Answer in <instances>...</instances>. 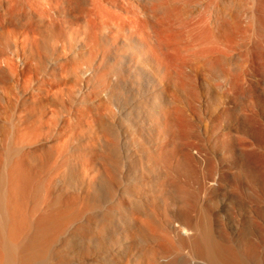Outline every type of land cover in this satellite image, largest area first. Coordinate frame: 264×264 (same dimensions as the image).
<instances>
[{"label": "bare ground", "instance_id": "bare-ground-1", "mask_svg": "<svg viewBox=\"0 0 264 264\" xmlns=\"http://www.w3.org/2000/svg\"><path fill=\"white\" fill-rule=\"evenodd\" d=\"M120 1L0 0V264H264V0L212 5L226 31L237 12L258 32L238 64L222 55L204 164L177 154L188 124L174 97L181 59L169 63L152 24L167 0ZM198 1L207 13L211 1ZM148 66L168 88L146 80ZM78 73L91 105L63 95Z\"/></svg>", "mask_w": 264, "mask_h": 264}, {"label": "rangeland", "instance_id": "rangeland-1", "mask_svg": "<svg viewBox=\"0 0 264 264\" xmlns=\"http://www.w3.org/2000/svg\"><path fill=\"white\" fill-rule=\"evenodd\" d=\"M172 1V2H171ZM167 0V4L165 5L166 7H164V11H160L159 13H157L156 14V17L157 18H155V20L153 19V21L151 20V22H153L152 24L154 25V26H156L155 28H158V30L159 29H161V32L160 33H166V34H162V36H164V38L165 39H163L164 41H166V44H167V42H168V46H170L171 47V50H170V47H168L169 48V50H170V52L171 53H169L168 54V56L167 57H169V58H171V60L170 59H168V61H169V63L172 61L173 62V58H174V60H175V57H173V55L175 54L176 55V59H181L179 62V64H177L178 66H183V64L181 63L182 61H184L185 62V60H186V64H188V65H186V64H184V66L182 67V68H180V67H178V68H176V69H179L178 71H176V73L178 72V73H180V74H178V76H177V74H176V78H178L179 76H180V78H178V79H176L177 81L176 82H178V84H177V88L175 89V91H174V93H176V94H174V97H175V99H176V102H177V104L179 105L180 104V107L182 108V109H184L183 111H184V115L183 116H186V117H184V119H185V123H184V125L185 124H187L186 126H183L184 128H182V131L180 130V131H178V133H177V135H178V137H177V140H176V142H175V144H176V146H177V150H179V152H177V154H178V158H179V161H183V160H186L187 158L186 157H189V158H193V160H195L196 162H198V163H202V164H204V162H205V157H206V151H207V137H206V125H207V119H206V112H207V108H206V106L208 105V100H209V98H210V96H216V97H221L222 95H224L225 94V92H223V90H218V88H216V86H219V85H221V84H223L224 83V81L222 80L223 78H224V76H222L223 75V70H222V65H223V62H224V60L223 59H225V57H228V55H229V57L231 58V61H233L232 62V64L234 65H236V64H238L239 62L238 61H240L239 59H241L242 57H243V54L242 53H244L245 55H247L248 53H245V51L247 52L248 51V49H250V48H252V46L250 47V45H252V43H251V41H252V39H254V37H255V34H256V32H258L257 30H256V28H254V27H258V26H255V24L254 25H251V22L252 21H249V20H247V19H243V18H241V17H239V14L237 13H232V14H234L233 15V18H235V19H233V20H231L232 22L231 23H233V26H235L236 24H237V26H235V27H231V29H230V31H231V33L233 32V28H234V33H232V35H234V36H232L231 35V33L230 32H228V31H226L227 30V28L225 27V25L223 26V24H224V20L222 19V17H221V20H218L220 17L218 16V19H217V17L215 18V16H217L216 14H214V12H215V10H214V8H213V6L215 5V2H217V1H215V0H208L209 1V3H210V1H211V8H208L207 10V13H206V9H203L202 7H204L203 6V4H202V2H200V1H198V0H196V3H195V1H193V0H191V1H189V0ZM183 1V2H182ZM185 1V2H184ZM193 1V2H192ZM205 1V0H204ZM207 1V0H206ZM226 1H228V0H226ZM130 2H132V3H137V1L136 0H121L120 1V4H122V6H124L125 4H130ZM164 2H166V0L164 1ZM189 2V3H188ZM191 2V3H190ZM131 3V4H132ZM134 3V4H135ZM172 3V4H171ZM174 3H176V6H175V4ZM198 3V4H197ZM202 4V6H201V4ZM213 3H214V5H213ZM177 4H178V6H177ZM180 4H182V5H180ZM185 4V5H184ZM196 4V5H195ZM169 5V6H168ZM189 5V6H188ZM191 5V6H190ZM213 5V6H212ZM216 5H217V3H216ZM218 5H219V3H218ZM173 6V7H172ZM220 7H221V5H219ZM230 6H233L232 4L230 5V4H228V7H230ZM103 7H104V9L106 10V9H108V10H116L117 8V6L116 5H112V4H107V3H104L103 4ZM185 7H186V9H185ZM131 8V9H130ZM133 5H130V7H128V9L129 10H131V11H133ZM184 8V9H183ZM190 8V9H189ZM200 8V9H199ZM172 12H170L169 10ZM210 9L212 10L211 12H210ZM231 9H232V7H231ZM173 10V11H172ZM183 10H185V11H183ZM188 10V11H187ZM189 10H190V12H189ZM116 11H118V10H116ZM177 11V12H176ZM181 13H179V12ZM204 11V12H203ZM166 14H165V13ZM176 12V13H175ZM189 12V13H188ZM199 12V13H198ZM200 12H201V14H200ZM192 13L194 14V15H192ZM198 13V14H197ZM205 13V14H204ZM209 13V14H208ZM211 13V14H210ZM162 14H163V16H162ZM170 14H171V17H169L170 16ZM181 15V17H180V15ZM187 14H188V16H187ZM191 14V15H190ZM173 15V16H172ZM175 15V16H174ZM179 15V16H178ZM201 15H203L202 17H201ZM208 15V16H207ZM215 15V16H214ZM236 15V16H235ZM169 17V18H168ZM196 17V18H195ZM206 17V18H205ZM212 17V18H211ZM164 18V19H163ZM211 18V19H210ZM163 19V20H162ZM171 19V20H170ZM199 19V20H198ZM204 19V20H203ZM215 19H217V20H215ZM240 19H242L244 22H246V23H244L243 24V21H240ZM162 20V21H161ZM166 20H168V21H166ZM214 20V21H213ZM223 20V21H222ZM165 21H166V23H165ZM169 21H170V23H169ZM196 21V22H195ZM200 21V22H199ZM207 21V22H206ZM217 21V22H216ZM223 23H221V22ZM234 21V22H233ZM240 23H239V22ZM157 22V23H156ZM220 22V23H219ZM226 22V21H225ZM157 25H156V24ZM161 23V24H160ZM165 23V24H164ZM196 23H197V25H196ZM199 23H201L200 25H199ZM206 23V24H205ZM210 23V24H209ZM218 23V24H217ZM236 23V24H235ZM249 23V25H247L246 26V24H248ZM170 24V25H169ZM203 24V25H202ZM209 24V25H208ZM213 24V25H212ZM159 25V26H158ZM166 25H168V26H166ZM223 27H222V26ZM250 25L252 26L251 28H250ZM163 26H164V28H163ZM170 26V27H169ZM198 26H200V27H198ZM203 26V27H202ZM213 26V27H212ZM216 26V27H215ZM244 27L245 29H243V28H241V27ZM160 27H162V28H160ZM196 27V28H195ZM207 27V28H206ZM222 27V28H221ZM165 28H168V29H165ZM169 28H170V30H169ZM194 28V29H193ZM206 28V29H205ZM212 28V29H211ZM247 28V29H246ZM251 30H250V29ZM254 28V29H253ZM167 30L168 31V33L165 31V30ZM200 29H202V31H200ZM214 29V30H213ZM223 30L224 32H222L221 30ZM238 29V30H237ZM242 29V30H241ZM249 29V30H248ZM236 30V31H235ZM250 31V32H248V31ZM254 30H256V32L254 31ZM165 31V32H164ZM171 31H172V33H171ZM198 31V32H197ZM210 31H213V33L212 32H210ZM239 31V32H238ZM243 31V32H242ZM253 31H254V35H253ZM170 32V33H169ZM203 32V33H202ZM205 32V33H204ZM207 32V33H206ZM222 32V33H221ZM244 32H247V33H244ZM199 35H198V34ZM227 33V34H226ZM239 33V34H238ZM242 33V34H241ZM181 34V35H180ZM201 34V35H200ZM205 34V35H204ZM213 34L215 35V36H213ZM225 34H226V36H225ZM229 34L232 36H230L229 38H227V35L229 36ZM243 34L245 35V36H243ZM181 37H180V36ZM207 35H209V37H213L212 39L211 38H209ZM167 36L168 37H170V38H168V41H167ZM183 36V37H182ZM202 36H203V38H202ZM238 36V37H237ZM240 36L241 37H243L244 39L242 40V38L240 39ZM246 36H247V38H246ZM250 36V37H249ZM252 36H254V37H252ZM174 38L175 37V39H172V38ZM176 37H178V38H176ZM184 40H183V39ZM198 38V39H197ZM202 38V39H201ZM233 38V40H234V42H233V40H231ZM169 39H170V41H169ZM181 39H182V41H181ZM185 39L188 41H185ZM217 39H218V41H220V43L217 41ZM249 39H251V40H249ZM192 40V41H191ZM195 40V41H194ZM197 40V41H196ZM204 40V41H203ZM229 40H231V41H229ZM241 40V41H240ZM247 40V41H246ZM172 41V42H171ZM176 41H179V42H181L180 44H179V42H176ZM229 41V42H228ZM238 41V42H237ZM240 41V42H239ZM242 41H245V42H247L246 43V45L248 46V47H250V48H248L247 46H245V42L243 43ZM140 42L141 41H138V44H140ZM176 42V43H175ZM196 42V43H195ZM198 42H200V44L201 45H198L199 43ZM207 42V43H206ZM209 42H212V43H209ZM217 42V43H216ZM229 43V44H225V43ZM190 43V44H189ZM192 43H194V44H192ZM216 43V44H215ZM233 43V44H232ZM238 43V44H237ZM169 44H173V45H169ZM197 44V45H196ZM224 44V45H223ZM232 44V45H231ZM241 44H243V46L241 45ZM187 45V46H186ZM209 45V46H208ZM216 45V46H215ZM234 45V46H233ZM175 46V47H174ZM177 46V47H176ZM183 46V47H182ZM185 46H186V48H185ZM193 46V47H192ZM196 46V47H195ZM204 48H203V47ZM215 46V47H214ZM227 46H231V48H233V50H228L229 49V47H227ZM236 46V47H235ZM179 47H180V49H179ZM191 47H192V49L193 50H195V51H193L192 49H191ZM198 47V48H197ZM217 47V48H216ZM207 48V49H206ZM211 48V49H210ZM213 48V49H212ZM243 48V49H242ZM245 48V49H244ZM176 49L178 50V51H176ZM185 49V50H184ZM200 49V51H198ZM203 49V50H202ZM206 49V50H205ZM209 49H210V51L211 52H209ZM227 51H226V50ZM247 49V50H246ZM169 50H167V51H169ZM181 50V51H180ZM182 50H184V51H182ZM190 50V51H189ZM212 50H214L213 52H212ZM221 50V52H219ZM241 52H239V51ZM242 50H244V51H242ZM186 51H188V52H186ZM195 53H193V52ZM203 51V52H202ZM204 51H206V52H204ZM173 52V53H172ZM176 52H179V53H176ZM188 53V54H186V53ZM192 52V53H191ZM200 52V53H199ZM227 54H226V53ZM239 52V53H238ZM167 53V52H166ZM199 54V55H196V54ZM201 53H202V55H201ZM225 53V54H224ZM229 53H235V55L236 56H238V58L234 55V54H232V55H230ZM241 54V55H238V54ZM177 54H179V55H177ZM181 54V55H180ZM191 54V55H190ZM194 54V55H193ZM206 54V55H205ZM172 55V57H170ZM174 55V56H175ZM187 55V56H186ZM215 55V56H214ZM222 55H224L225 57H223ZM179 56V57H178ZM191 56V57H190ZM208 56V57H207ZM242 56V57H241ZM187 57V58H186ZM205 57V58H204ZM218 57V58H217ZM223 57V58H222ZM235 57V58H234ZM240 57V58H239ZM202 58V59H201ZM213 58V59H212ZM217 58V59H216ZM232 58H233V60H232ZM187 59H190L189 61L187 60ZM197 59V60H196ZM205 59H207V60H205ZM238 59V60H237ZM202 61V63H200L201 61ZM209 60V61H208ZM210 60H211V62H210ZM214 62H213V61ZM219 60V61H218ZM221 60V61H220ZM190 62V63H188V62ZM192 61H194L193 63H192ZM205 62H208V63H205ZM209 62H210V64H209ZM221 62V63H220ZM236 62V63H235ZM197 65H196V64ZM199 63V64H198ZM220 63V64H219ZM182 64V65H181ZM176 65V64H175ZM194 65V66H193ZM216 65V66H215ZM203 66V67H202ZM213 66V67H212ZM176 67V66H175ZM192 67V68H191ZM205 67V68H204ZM211 67V68H210ZM186 68V69H185ZM199 68V69H198ZM201 68V69H200ZM209 68V69H208ZM232 68L234 69L233 71H234V73H233V71H232V73H233V75L235 74L236 75V68H234V66H232ZM148 70H146L145 71V77H146V80L147 79H153V78H155L156 77V79H159L161 82H162V85L163 86H165V87H163V86H161V84H160V87L162 88H164V89H166V87L168 88V85L167 84H170V82H169V80H168V78L167 77H161V76H159V73L157 72V71H155V70H153V68L151 67V66H148V68H147ZM150 69V70H149ZM212 69V70H211ZM220 69V70H219ZM194 70V71H193ZM206 70H208V71H206ZM236 70V71H235ZM78 71V70H77ZM155 71V72H154ZM181 71V72H180ZM185 71V72H184ZM187 71V72H186ZM210 71V72H209ZM218 72V74H217V72ZM79 72V71H78ZM147 72V73H146ZM66 73V72H65ZM156 73V74H155ZM216 73V74H215ZM158 74V75H157ZM182 74H184V75H182ZM194 74V75H193ZM205 74V75H204ZM156 75V76H155ZM192 75V76H191ZM220 75V76H219ZM234 75V76H235ZM67 76V74H65L64 75V77H66ZM69 76V75H68ZM68 76H67V78H64V79H68L67 81L65 80L64 82H65V84H64V82H63V84H62V90L64 89L65 90V92L63 93V95H64V97H65V99H69L71 96L72 97H74L73 99H74V102H76V104H79L81 101L79 100L80 98H81V100H83L82 98H85V100H86V102H88V104L89 105H91V104H93L95 101H93L94 100V97L92 96V97H90L91 95H89V91H87L86 90V88H85V81H86V78H85V80H84V77L83 76H81L79 73H78V76H80V77H78V76H76V75H74L73 77H69L68 78ZM154 76V77H153ZM211 76H213V77H211ZM217 76V77H216ZM182 77V78H181ZM211 77V78H210ZM220 77V78H219ZM79 78V79H78ZM161 78V79H160ZM163 78V79H162ZM166 78V79H165ZM186 78V79H185ZM215 78V79H214ZM249 81H253V76L250 74L249 75ZM73 79V80H72ZM195 79V80H194ZM213 81H212V80ZM210 80V81H209ZM219 80V81H218ZM180 81V82H179ZM222 81V82H221ZM67 82V83H66ZM71 82V83H70ZM167 82V83H166ZM209 82V83H208ZM76 83V84H75ZM84 83V84H83ZM182 83H185V84H183V86H182ZM216 83V85H214ZM218 83V84H217ZM68 84V85H67ZM65 85V86H64ZM67 85V86H66ZM73 86V87H72ZM75 86V87H74ZM179 86V87H178ZM187 86V87H186ZM212 86V87H211ZM68 89H67V88ZM70 87V88H69ZM190 87V88H189ZM193 87V88H192ZM73 88V89H72ZM85 88V89H84ZM144 88H149V85H148V83L147 82H144V84H143V89ZM181 90H180V89ZM185 90H184V89ZM197 88V89H196ZM210 88V89H209ZM192 89V90H191ZM219 89H221V88H219ZM82 90V91H81ZM89 90V89H88ZM198 90V91H197ZM208 90V91H207ZM210 90V91H209ZM133 89L132 88H130L129 87V89H128V96H129V98L133 95ZM191 91V92H190ZM197 91V92H196ZM218 91H219V93H218ZM210 92V93H209ZM212 92V93H211ZM68 95H67V94ZM85 93H86V96H85ZM189 93V94H188ZM194 93V94H193ZM84 94V95H83ZM185 94V95H184ZM199 94V95H198ZM220 94V95H219ZM51 95V94H50ZM74 95V96H73ZM78 95H80V96H78ZM51 96H53V95H51ZM69 96V97H68ZM84 96V97H83ZM87 98V99H86ZM132 98H133V96H132ZM132 98H130V100H132ZM189 98V99H188ZM194 98V99H193ZM72 99V98H71ZM184 99V100H183ZM193 99V100H192ZM197 99V100H196ZM11 100H13V101H16V99H11ZM179 102H178V101ZM183 100V101H182ZM196 100V101H195ZM91 102V103H90ZM192 102V103H191ZM202 102V103H201ZM192 104V105H191ZM197 104V105H196ZM200 105V106H199ZM74 107L76 106V105H73ZM194 106V107H193ZM198 108H197V107ZM74 107H73V109H74ZM77 107V106H76ZM184 107V108H183ZM191 107V108H190ZM201 108V109H200ZM186 110V111H185ZM196 110V111H195ZM188 111V112H187ZM199 111V112H198ZM203 112V113H202ZM66 114V113H65ZM64 117L65 118H69V114H66V116L64 115ZM186 120L188 121V122H186ZM2 121L4 122L5 121V119L3 118L2 119ZM185 131V132H184ZM78 133L80 134V140L81 141H84L86 138L85 137H87L86 135L85 136H83L84 134V132H82V131H78ZM183 133V134H182ZM83 137H82V136ZM149 135L147 134V138H151V139H145V141H146V144L147 145H149L150 147L151 146H153V144L154 143H152V141H150V140H152V137L151 136H149ZM50 142H51V140H49ZM163 141H164V143H163ZM43 142H46L45 140L43 141ZM72 142V141H71ZM149 142H151V143H149ZM177 142H178V145H177ZM72 143H75V142H72ZM78 143V141H76V143L75 144H77ZM164 144V145H163ZM161 145H163V146H165L166 147V141L164 140V139H162V142H161ZM162 146V147H163ZM134 148H130L129 147V153L126 155V158H128L129 157V155H130V157L128 158V159H131L132 160V158H133V160L135 159V160H138L137 158H139V154L141 153L139 150H137L136 148V150L134 151L133 150ZM166 149V148H165ZM122 151V155L124 154V148H122L121 149ZM131 153V154H130ZM137 153H139V154H137ZM137 154V155H136ZM180 155V156H179ZM67 156L68 157H72L73 156V154L70 152V153H68L67 154ZM128 156V157H127ZM123 157H125V154L123 155ZM136 157V158H135ZM199 171V170H198Z\"/></svg>", "mask_w": 264, "mask_h": 264}]
</instances>
